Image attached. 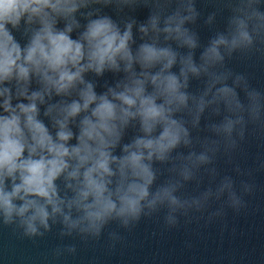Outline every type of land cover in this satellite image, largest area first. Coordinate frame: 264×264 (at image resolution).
I'll use <instances>...</instances> for the list:
<instances>
[{
    "label": "water",
    "instance_id": "water-1",
    "mask_svg": "<svg viewBox=\"0 0 264 264\" xmlns=\"http://www.w3.org/2000/svg\"><path fill=\"white\" fill-rule=\"evenodd\" d=\"M177 12L181 17H191L185 20L183 28L195 39V48L182 45L174 38L166 39V33L151 29V17H158L157 27L163 29L165 20ZM74 16L80 27L70 34L73 39L84 31L90 19L107 16L121 31L126 25H132L133 53L142 43L171 47L177 53V63L170 71L177 76L182 67L181 57L191 54L199 68L204 63L202 54L214 39L223 35L231 40L236 18L246 22L252 43L241 44L231 51L220 45L221 61L211 64L207 72L201 71L199 75L188 73L187 87L181 89L188 101L174 112L173 118L187 129L189 143L185 144L182 139L164 161L155 158L145 161L154 173L150 194L174 186L173 195L180 205L164 201L150 209L142 202L144 207L137 219H129L125 224L122 218H110L98 233L83 230L87 222L70 228L63 216L56 215L49 218L47 229L36 222L37 233L28 234L20 217L14 215L11 222L5 223L0 213V264H264V0H108L107 3L89 0L87 7L80 8ZM65 23L58 19L56 27L62 30ZM141 26L148 27L147 34L140 31ZM8 27L23 49L31 36L28 25L22 20L18 29ZM134 69L141 71L138 64ZM158 70V65L151 69L153 73ZM217 77L221 79L214 83ZM84 78L93 84L97 95H102L109 87L125 80L126 73L87 72ZM210 85L211 91H208ZM5 86L12 91L13 106L18 102L27 103L16 97L15 82ZM223 86L235 91L241 109L233 104L230 110L222 100L208 103ZM40 87L33 78L29 91H38ZM152 90L147 85V91ZM253 93L257 94L255 100L250 97ZM201 97L205 100L202 112L199 111ZM77 99L74 90L69 96L53 94L51 99L45 97L44 104L38 103V119L53 137L57 128L44 115L47 107ZM84 115L81 113L69 124L74 134L68 141L69 146L77 144L78 124ZM225 118L241 119L230 135L213 128ZM159 132L158 127L153 136ZM143 135L139 119L130 120L119 143L111 149L112 154L121 157L124 145ZM202 154L207 157L204 162L197 159ZM112 167L115 170L116 166ZM117 178L113 177L110 187L115 186ZM55 183L61 198L73 196L63 175ZM64 211L68 213L67 208ZM81 215L75 209L71 212L73 220Z\"/></svg>",
    "mask_w": 264,
    "mask_h": 264
},
{
    "label": "clouds",
    "instance_id": "clouds-1",
    "mask_svg": "<svg viewBox=\"0 0 264 264\" xmlns=\"http://www.w3.org/2000/svg\"><path fill=\"white\" fill-rule=\"evenodd\" d=\"M88 3L89 0H0V97H3L0 108L4 113L0 115V213L5 223L11 222L14 215L20 217L28 234L37 233L36 222L47 229L49 218L56 215L63 216L70 228L87 222L83 230L98 233L110 218H122L125 224L129 219H137L144 207L142 202L150 209L164 201L180 205L173 195L174 186L150 194L154 173L145 161L151 162L153 158L164 161L182 139L189 143L187 129L173 118L174 112L187 104L188 96L181 89L187 87L188 73L199 75L221 61L220 45L231 51L241 44L252 43L246 22L236 18L231 40L223 35L214 39L202 54L204 63L199 68L191 54L181 57L182 67L177 76L170 71L177 63V53L171 47L142 43L133 53L131 24L121 31L107 16L90 19L84 31L73 39L70 34L80 27L74 14ZM188 10L193 11L190 5ZM58 19L66 22L62 30L56 27ZM158 19L156 16L150 19L154 32L163 31L166 39L174 38L189 48L196 47L193 36L183 28L185 20L191 17H181L177 12L165 20L163 29L157 27ZM22 20L31 32L23 49L8 27L18 29ZM34 24L38 27L32 28ZM148 30L145 26L140 28L144 34ZM137 64L139 72L134 69ZM157 65L159 70L153 73L151 69ZM105 70L123 71L126 78L97 95L84 74L101 75ZM33 78L41 87L30 92ZM220 79L217 77L214 83ZM12 82L16 97L27 103L13 106L12 91L5 86ZM149 84L153 89L150 93ZM74 90L79 99L50 104L44 113L57 128L53 137L38 119V103L44 104L45 97L51 99L53 94L69 96ZM256 95L250 97L255 100ZM158 100L162 102L157 103ZM221 100L230 110L233 104L236 109L242 108L235 91L228 86L218 88L208 103ZM204 106L201 97L199 111ZM81 113L85 115L78 124L77 144L69 146L68 141L74 135L69 124ZM137 118L144 135L124 145V155L114 156L111 149L119 143L123 129ZM240 122V118L235 121L225 118L213 128L230 135ZM158 127L159 134L153 136ZM197 159L204 162L207 157L202 154ZM62 175L66 187L73 192L71 198L59 195L55 181ZM113 177L118 178L115 186L110 187ZM15 201L21 203L17 205ZM73 209L82 213L76 220L71 218Z\"/></svg>",
    "mask_w": 264,
    "mask_h": 264
}]
</instances>
